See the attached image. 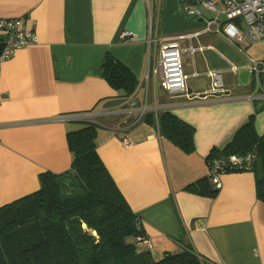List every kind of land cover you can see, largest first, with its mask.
<instances>
[{"label":"crops","instance_id":"1","mask_svg":"<svg viewBox=\"0 0 264 264\" xmlns=\"http://www.w3.org/2000/svg\"><path fill=\"white\" fill-rule=\"evenodd\" d=\"M0 17L25 18L37 36L0 63V206L39 189L42 172L71 167L66 134L79 127L72 116L85 115L99 124V156L139 217L154 259L191 246L204 264H264V202L255 173L223 172L222 187L213 188L209 161L218 155L208 157L252 115L264 134V73L252 69V59L264 65V38L235 44L214 25L205 31V21L185 12L181 0H0ZM124 30L133 32L132 41H121ZM151 34H193L179 39L195 48L183 55L186 94L167 92L153 72L144 77L159 60L158 43L148 52ZM108 53L138 78L139 106L110 102L118 91L102 74ZM212 70L221 71L223 91L212 92ZM164 110L194 127V150L160 133ZM146 113L156 122L148 123Z\"/></svg>","mask_w":264,"mask_h":264},{"label":"trees","instance_id":"2","mask_svg":"<svg viewBox=\"0 0 264 264\" xmlns=\"http://www.w3.org/2000/svg\"><path fill=\"white\" fill-rule=\"evenodd\" d=\"M102 74L118 91L112 105H130L139 83L133 71L108 53ZM144 119L156 122L152 113ZM252 119L254 115L224 148H213L208 157L255 149L258 158L252 171L257 197L264 202V134L257 132ZM78 121L82 126L66 134L71 167L42 172L39 189L0 206V264H204L203 256L191 246L166 252L158 260L150 251L139 250L136 236L146 233L99 156V124ZM158 128L183 150L195 149L194 127L171 111L159 113ZM204 187L209 194L216 191L209 183Z\"/></svg>","mask_w":264,"mask_h":264},{"label":"built area","instance_id":"3","mask_svg":"<svg viewBox=\"0 0 264 264\" xmlns=\"http://www.w3.org/2000/svg\"><path fill=\"white\" fill-rule=\"evenodd\" d=\"M185 12L201 17L205 23V31H212L211 26H215L214 31L235 44H247L256 42L264 38V0H181ZM203 7L215 14L208 18L199 11ZM152 23V18H151ZM152 27V25H151ZM150 27V28H151ZM150 33H152L150 29ZM133 32L124 30L120 33L122 42L133 40ZM193 34L180 36L178 38H155L149 35L147 43L148 52L154 43L159 45V60L154 66L148 64L144 77H149L150 72L158 75L160 85L167 92L184 95L188 92L187 75L184 70L183 55L195 48H184L179 39L192 37ZM193 38V37H192ZM37 41L35 32L27 27L23 17H0V63L15 55L17 49L28 46ZM150 56V53L148 54ZM261 61L252 59V69L258 75L264 73V65ZM262 65V66H261ZM197 75L199 73H196ZM212 78V92L223 91V79L221 71H210ZM145 108L142 113L145 112ZM114 112V111H111ZM73 119H85V115H74ZM126 145L129 141L124 140ZM258 153L255 149L244 154H229L214 156L209 161V179L213 187L220 189L222 183L220 174L229 170H252ZM141 225H139L140 227ZM136 243L141 252L151 250V240L147 234L136 236Z\"/></svg>","mask_w":264,"mask_h":264},{"label":"rangeland","instance_id":"4","mask_svg":"<svg viewBox=\"0 0 264 264\" xmlns=\"http://www.w3.org/2000/svg\"><path fill=\"white\" fill-rule=\"evenodd\" d=\"M150 5H151V7H152L153 2H151ZM198 9H199V11L203 12L208 18H212V17L215 16V14H214L213 12H211V11H209V10H206V9L203 8V7H199ZM185 68L187 69V65H185ZM77 123H78L79 126H82V124H83L81 121H78ZM107 123H108V122H107ZM109 124H110V123H109ZM128 240L131 241L132 238H129ZM156 260H157V259H156Z\"/></svg>","mask_w":264,"mask_h":264},{"label":"water","instance_id":"5","mask_svg":"<svg viewBox=\"0 0 264 264\" xmlns=\"http://www.w3.org/2000/svg\"><path fill=\"white\" fill-rule=\"evenodd\" d=\"M214 93H216V92H214ZM131 105H133V106L138 105L139 106V102L138 101L137 102H133V103H131ZM113 120H115V119H113Z\"/></svg>","mask_w":264,"mask_h":264}]
</instances>
